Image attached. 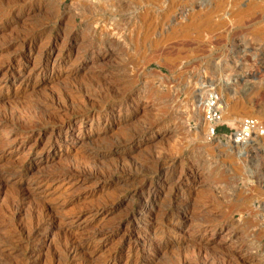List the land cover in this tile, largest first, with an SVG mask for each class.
<instances>
[{
    "label": "rangeland",
    "instance_id": "obj_1",
    "mask_svg": "<svg viewBox=\"0 0 264 264\" xmlns=\"http://www.w3.org/2000/svg\"><path fill=\"white\" fill-rule=\"evenodd\" d=\"M209 2L0 0V264H264V139L199 108L264 125V22Z\"/></svg>",
    "mask_w": 264,
    "mask_h": 264
},
{
    "label": "bare ground",
    "instance_id": "obj_2",
    "mask_svg": "<svg viewBox=\"0 0 264 264\" xmlns=\"http://www.w3.org/2000/svg\"><path fill=\"white\" fill-rule=\"evenodd\" d=\"M210 0H202V4H204V5H206V6H208V5H210V3L211 2H209ZM219 3L221 4V6L223 5V6H225V7H227V6H230V10H234V9H237L238 7H239V4H245V8L243 9V10H238L239 11V14H241L242 16H241V18L240 19H238V21H237V23H239V24H244V25H246V23L249 21V22H251V21H254V19L255 18H258V16H260L261 17V21L262 22H264V0H219ZM218 7V6H217ZM94 9V8H93ZM251 19V20H250ZM258 20V19H257ZM132 21V20H131ZM260 21V22H261ZM260 22H258V23H254V25H258ZM248 24V23H247ZM250 24V23H249ZM238 27V26H237ZM245 27V26H244ZM251 33H252V31H251ZM253 33H255V35H254V37H256V38H259L260 40H262V41H264V25L263 26H261L260 28H256L255 30H253ZM227 36V35H226ZM222 39H224V37H222ZM226 39H227V37H226ZM258 39V40H259ZM223 41V40H222ZM251 48V47H250ZM250 50V49H249ZM244 51H240L239 53H243ZM8 83V81H5V84H7ZM15 97H18L17 95H12L10 98H14L15 99ZM50 102L51 103H53L52 102V100H50ZM45 107V106H44ZM52 107V106H51ZM46 108H47V106H46ZM43 112V111H42ZM45 115H47L46 113H45ZM48 116V117H47ZM46 117H47V119H49L50 117H49V114L47 115ZM225 116V115H224ZM1 118V117H0ZM44 119H46V118H44ZM2 119H0V127H2V126H5V125H7V123H5V122H3V121H1ZM17 120L18 119H16V122H17ZM223 120H225L224 118H223ZM8 122V121H7ZM10 122V121H9ZM13 122V121H12ZM21 122V121H20ZM44 122H46V120L44 121ZM203 122H204V120H203ZM19 123V122H18ZM40 123V122H39ZM13 124H17V123H13ZM37 124V123H36ZM40 125H42V124H39V126ZM204 125H205V123H204ZM18 126V125H17ZM24 126V125H23ZM6 127H8V125L6 126ZM25 127V126H24ZM4 129V128H3ZM8 129V128H7ZM9 129H11V127L9 128ZM8 129V130H9ZM51 131V130H50ZM13 143L14 142H12V144L11 145H13ZM21 144V143H20ZM19 144V145H20ZM13 146H17V144L16 143H14V145ZM14 169V168H13ZM16 169V168H15ZM68 170V169H67ZM68 171H70V170H68ZM68 171H67V173H68ZM62 172H64V171H62ZM66 172V171H65ZM70 174V173H69ZM198 179V178H197ZM39 182V181H38ZM44 182V181H43ZM165 183V182H164ZM163 184V183H162ZM160 187V186H159ZM20 190V189H19ZM144 191H145V184H143L141 187H139V188H137L133 193H135V195H137L138 196V194H144ZM21 191H19L18 193H16V198L14 199V198H12V200L11 201H13V202H16L17 203V201L16 200H20V197H21ZM19 195V196H18ZM25 196H27V195H24V197ZM31 196V194L30 195H28V197H30ZM134 196V195H133ZM33 197V196H32ZM30 199H32V198H30ZM29 201V200H28ZM11 203V202H10ZM26 203V202H25ZM15 204V203H14ZM18 204V203H17ZM16 204V205H17ZM20 204H21V201H20ZM40 205V204H39ZM38 205V206H39ZM18 207H20L19 205H17ZM17 206H16V209H17ZM41 206V205H40ZM39 206V207H40ZM10 208H12V207H10ZM13 209V208H12ZM38 209V208H37ZM37 209H35V210H37ZM39 210H40V208H39ZM45 210H46V208H45ZM12 211V210H11ZM14 211H16L15 210V208H14ZM202 211V210H201ZM13 212V211H12ZM11 212V213H12ZM38 212V210L36 211V216H38L37 214H39V212ZM47 213V212H46ZM48 213H50V212H48ZM205 214V213H204ZM41 215V214H40ZM49 215L50 214H48V218H49ZM188 215V214H187ZM10 216H12V215H10ZM42 216V215H41ZM46 216V215H45ZM44 216V217H45ZM51 216V215H50ZM13 217V216H12ZM39 217V216H38ZM55 217V216H54ZM191 217V216H190ZM36 218V217H35ZM52 218V217H51ZM56 218V217H55ZM209 218V217H208ZM41 219H42V217L40 218V221H41ZM44 220L46 219V218H43ZM50 219V218H49ZM48 219V220H49ZM215 219V218H214ZM213 219V220H214ZM35 220V219H34ZM34 220H33V225H34ZM43 220V221H44ZM47 220V221H48ZM217 220V219H216ZM36 221V220H35ZM37 221H38V219H37ZM46 220H45V222H47ZM32 222V221H31ZM42 222V221H41ZM36 223V222H35ZM205 223H206V220H205ZM37 224V223H36ZM209 228L207 229L208 230V232H212L213 234L214 233H216L219 229H218V226L217 225H215V224H213V222H211V220L209 219ZM29 225V224H28ZM32 225V224H31ZM31 225L29 226L30 227V229H32V227H31ZM34 226H37V225H34ZM43 226V225H42ZM24 227V226H23ZM26 227H27V229H28V226H26L25 225V229H26ZM39 227V226H38ZM41 227V226H40ZM233 228V227H232ZM23 229V228H22ZM21 229V230H22ZM29 229V230H30ZM229 229V228H228ZM29 230L27 231V232H29ZM20 231V230H19ZM31 231V230H30ZM228 231H230V229L229 230H227V232ZM24 232V231H23ZM22 232V233H23ZM26 232V235H28V233ZM19 233V232H18ZM29 234H31V233H29ZM40 233H39V228H36V227H34L33 229H32V236H36V235H39ZM25 235V236H26ZM19 236V235H18ZM20 237V236H19ZM23 237H24V235H23ZM26 237H28V236H26ZM25 238V237H24ZM33 238V237H32ZM26 239V238H25ZM27 239H29V238H27ZM26 239V240H27ZM42 239V238H41ZM225 240L226 241H231L232 240V238L229 236V237H226L225 238ZM67 245V246H66ZM65 245V248H66V257L67 256H75L76 255V253L81 249V247H84V243H77V242H73V243H70V244H66ZM79 249V250H78ZM65 250V249H64ZM32 252L31 251H29L28 253H26V254H31ZM78 254V253H77ZM27 256V255H26ZM218 256V255H217ZM65 257V258H66ZM219 257V256H218ZM72 258V257H71ZM221 258V257H220ZM67 259V258H66ZM218 260V259H217ZM58 261V260H57ZM56 261V262H57ZM187 261V260H186ZM216 261V260H215ZM183 262V261H182ZM189 262V261H188ZM193 262V261H192ZM219 262V261H218ZM58 263V262H57ZM184 263H185V261H184ZM231 263V262H230ZM183 264V263H182ZM193 264V263H192ZM205 264V263H204ZM220 264V263H219Z\"/></svg>",
    "mask_w": 264,
    "mask_h": 264
},
{
    "label": "built area",
    "instance_id": "obj_3",
    "mask_svg": "<svg viewBox=\"0 0 264 264\" xmlns=\"http://www.w3.org/2000/svg\"><path fill=\"white\" fill-rule=\"evenodd\" d=\"M199 108L202 111L204 123L210 138L230 139L235 144H246L254 139H264V125L254 118H247L242 121L239 128L228 134H218L217 130L224 127V120L220 106V99L213 91H208L199 101Z\"/></svg>",
    "mask_w": 264,
    "mask_h": 264
},
{
    "label": "trees",
    "instance_id": "obj_4",
    "mask_svg": "<svg viewBox=\"0 0 264 264\" xmlns=\"http://www.w3.org/2000/svg\"><path fill=\"white\" fill-rule=\"evenodd\" d=\"M229 132H230V130L227 127H220L217 130V133L218 134H229Z\"/></svg>",
    "mask_w": 264,
    "mask_h": 264
}]
</instances>
